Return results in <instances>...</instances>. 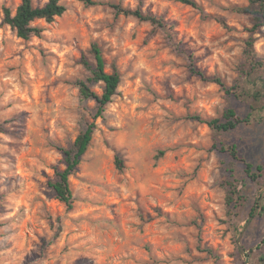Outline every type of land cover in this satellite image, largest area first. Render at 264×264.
Returning <instances> with one entry per match:
<instances>
[{"label":"rangeland","instance_id":"374dc122","mask_svg":"<svg viewBox=\"0 0 264 264\" xmlns=\"http://www.w3.org/2000/svg\"><path fill=\"white\" fill-rule=\"evenodd\" d=\"M61 1L66 12L34 22L43 33L23 40L2 23L3 8L14 13L21 0H0V264H264V66L238 72L250 36L264 64V27L249 32L252 16L234 9L248 0H195L201 11L168 0ZM110 5L162 17L195 67L241 86L240 96L193 75L161 30ZM92 43L121 80L68 179L67 210L49 182L64 169L60 149L93 121L96 103L75 86L90 75L80 62L94 63ZM228 108L249 121L215 135L205 121ZM221 145H235L238 159ZM245 163L262 167L258 183ZM231 174L246 197L235 222L225 205Z\"/></svg>","mask_w":264,"mask_h":264},{"label":"trees","instance_id":"16d2710c","mask_svg":"<svg viewBox=\"0 0 264 264\" xmlns=\"http://www.w3.org/2000/svg\"><path fill=\"white\" fill-rule=\"evenodd\" d=\"M83 3L85 6H93L97 3L92 0H75ZM173 1L185 6H189L193 9L201 11V7L195 0H168ZM114 9L116 15H123L125 17H132L139 22L148 23L154 30H161L170 46L180 54L186 56L190 63V71L193 75L200 77L203 81L213 82L218 84L228 95L240 96L242 87L236 85L231 88H227L220 78H207L204 72L195 67L194 55L188 52L181 41H179L174 32V26L162 17L155 16L150 13H143L139 9L122 8L119 5H110ZM239 13H247L253 18V27L249 32L253 33L258 29L264 27V0H248L246 7L234 8ZM66 12V6L61 0H49L43 7H34L32 0H21L20 4L13 13L9 8H3V20L2 23L11 28L15 32L17 38L28 40L31 37H40L44 29L39 26H34L36 21H44L47 24L52 23L55 18L61 17ZM223 26L225 23L219 21ZM89 54L92 56L94 63L82 56L81 65L89 72V76L84 80H78L75 86L78 89V93L82 100H92L96 103L95 114L93 115V121L86 125V127L77 135L74 142L69 148L60 149L64 169L56 173V179L49 182V187L52 189L54 197L57 201L64 204L67 210L72 209L73 198L72 192L69 186V177L76 170L81 163L82 157L90 147L92 136L96 129V120L101 118L106 106L111 103L113 97L117 94V88L120 84V74L114 68L111 73L105 71V62L102 56L100 47L96 43H92L89 49ZM264 64L254 52V39L250 36L245 42V47L242 52V62L239 65L238 72L241 77L250 76L255 70L263 67ZM101 83L102 92L97 95L90 88L91 84ZM253 99L258 100L259 94L253 93ZM249 117L240 118L237 116L234 109L228 108L224 110L220 118H215L205 121L209 129L215 134L228 133L236 129L240 124L247 123ZM3 128L0 126V132ZM223 152H227L233 159L237 160V149L235 145L225 147L221 145L219 148ZM162 155V153H160ZM116 167L119 171L123 168V161L118 157L115 160ZM245 178L254 183H258L261 179L262 167L256 168L249 163L244 165ZM232 173V172H231ZM226 187V215L231 221L237 217L238 209L243 206L246 201V197L242 194V185L238 182L234 175H230V178L225 182ZM263 208L260 207V211L256 215H260ZM255 207H252L248 217L254 218ZM59 229H57L55 236H58ZM264 246V239L260 241L258 247Z\"/></svg>","mask_w":264,"mask_h":264}]
</instances>
